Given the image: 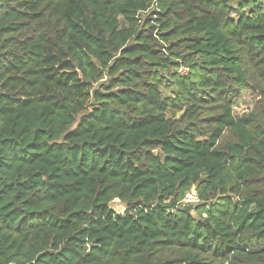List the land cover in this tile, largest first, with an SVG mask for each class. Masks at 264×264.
<instances>
[{"label": "trees", "instance_id": "obj_1", "mask_svg": "<svg viewBox=\"0 0 264 264\" xmlns=\"http://www.w3.org/2000/svg\"><path fill=\"white\" fill-rule=\"evenodd\" d=\"M0 264H264V4L0 0Z\"/></svg>", "mask_w": 264, "mask_h": 264}, {"label": "rangeland", "instance_id": "obj_2", "mask_svg": "<svg viewBox=\"0 0 264 264\" xmlns=\"http://www.w3.org/2000/svg\"><path fill=\"white\" fill-rule=\"evenodd\" d=\"M240 3V2H239ZM238 3V4H239ZM234 16H237L236 14ZM255 98V95L250 93V92H246L243 96V98L240 100V103L242 105H247V102L252 99ZM184 202H187L186 200ZM115 208H117L118 210H122L123 209V205L120 202H115L114 203Z\"/></svg>", "mask_w": 264, "mask_h": 264}, {"label": "built area", "instance_id": "obj_3", "mask_svg": "<svg viewBox=\"0 0 264 264\" xmlns=\"http://www.w3.org/2000/svg\"><path fill=\"white\" fill-rule=\"evenodd\" d=\"M263 4H264V0H260ZM181 71H184V68H181ZM187 201V202H197L199 201V198H198V195H197V192H196V189L193 188L190 192H188L186 194V197L184 199V201Z\"/></svg>", "mask_w": 264, "mask_h": 264}]
</instances>
